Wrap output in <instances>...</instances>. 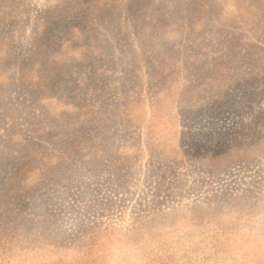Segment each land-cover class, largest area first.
Here are the masks:
<instances>
[{
  "label": "rangeland",
  "instance_id": "rangeland-1",
  "mask_svg": "<svg viewBox=\"0 0 264 264\" xmlns=\"http://www.w3.org/2000/svg\"><path fill=\"white\" fill-rule=\"evenodd\" d=\"M0 189L16 264H264V0H0Z\"/></svg>",
  "mask_w": 264,
  "mask_h": 264
},
{
  "label": "trees",
  "instance_id": "trees-1",
  "mask_svg": "<svg viewBox=\"0 0 264 264\" xmlns=\"http://www.w3.org/2000/svg\"><path fill=\"white\" fill-rule=\"evenodd\" d=\"M105 32L106 30L104 32H99L97 35L101 37V40L107 42L108 37H106L107 33ZM81 48H83V50L85 51V46H81ZM95 48L96 47L90 46V49H95ZM8 178L9 177H7V179ZM6 199H7L6 192L0 189V209H4L6 207L7 205ZM193 206L192 207L188 206V208L191 209L197 207V206L194 207ZM170 209H177V207L172 206ZM105 211H107V209H105ZM151 214L157 215L158 213L153 210L151 211ZM110 215L111 213L108 214L109 217ZM17 220L20 221L21 218L20 219L17 218ZM169 226L171 227L172 225ZM20 230L21 232L22 230L24 232L20 234ZM127 230L128 231L126 233L121 234L122 237L120 238V243L123 244V246H128V249L132 248L134 250V248H137V249H142L143 252L136 254L134 251H132V256L127 255L125 257L124 259L125 264H179L181 257L175 256V249L173 248V246L166 245L165 242L161 241L162 237H166L169 240H174L172 236H165L168 234L165 232L160 233V231L145 232L139 229L138 227H135L132 230L127 228ZM57 234L58 232H55L53 235H49L48 237L47 236L37 237V235L32 233V236L28 237L23 227L20 228L18 222L12 221V217L7 216L4 219H2L1 217L0 218V264H16L28 253L32 251L34 252L36 250H40L44 246L45 247L54 246L57 249L62 248V246L64 245L62 246L59 245L58 241L56 240ZM44 235H48V234H44ZM213 235L214 234H212L211 236ZM219 236L220 237L223 236L224 240L228 238L226 233H221V235ZM215 239L216 242H219V240H217L218 238ZM180 243L185 246L188 245L194 246V244L187 242H180ZM150 246H152V248H149ZM146 248H149L150 251H147ZM85 254L79 255L76 258V264H88L89 261L95 262V260L97 259V257L92 256V254H94L93 249H89L88 251H86ZM52 264H72V263L66 262L65 260H57V261H53Z\"/></svg>",
  "mask_w": 264,
  "mask_h": 264
}]
</instances>
